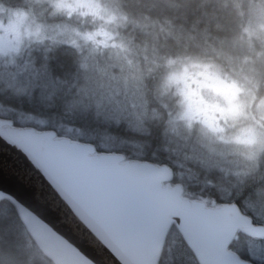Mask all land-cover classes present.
Wrapping results in <instances>:
<instances>
[{
	"label": "clouds",
	"instance_id": "clouds-1",
	"mask_svg": "<svg viewBox=\"0 0 264 264\" xmlns=\"http://www.w3.org/2000/svg\"><path fill=\"white\" fill-rule=\"evenodd\" d=\"M16 2L19 6L10 8L0 2L5 40L12 33L0 48V58L45 42L68 44L75 47L83 75L98 59L122 57L127 62L134 55L131 45L122 42L134 16L109 7L107 0H38L45 5L40 13L24 6L31 0ZM234 3L235 28L209 34L175 54H162V63L144 73L159 72L165 151L196 155L226 177L254 167L264 156V0ZM45 12L60 21L49 23L42 18Z\"/></svg>",
	"mask_w": 264,
	"mask_h": 264
},
{
	"label": "water",
	"instance_id": "water-1",
	"mask_svg": "<svg viewBox=\"0 0 264 264\" xmlns=\"http://www.w3.org/2000/svg\"><path fill=\"white\" fill-rule=\"evenodd\" d=\"M75 153L103 156L125 166L133 178L143 170L158 173L161 183L178 192L179 199L165 204L145 230L132 236L123 235L102 211L106 202L102 190L85 194L79 187L69 186L68 161ZM125 159L119 153L99 154L92 143L58 137L54 130L18 127L12 120L0 118V202L8 200L15 206L38 248L54 264H160L173 227L199 264H253L229 249L228 244L238 232L264 240V226L255 224L236 203L209 207L204 201L184 198L183 186L169 183L173 179L170 166ZM48 183L107 246L111 259L107 253L97 255L85 247L78 235L65 226L67 208ZM57 205L63 209L59 219L55 212ZM186 207L205 211L191 216L181 211Z\"/></svg>",
	"mask_w": 264,
	"mask_h": 264
},
{
	"label": "trees",
	"instance_id": "trees-1",
	"mask_svg": "<svg viewBox=\"0 0 264 264\" xmlns=\"http://www.w3.org/2000/svg\"><path fill=\"white\" fill-rule=\"evenodd\" d=\"M14 1L0 0L10 7L19 6ZM113 2L115 10H129L134 16L133 22L123 30L122 42L129 43L134 50H138L139 45L148 43L150 48L159 49L161 63L162 54L165 56L175 54L185 45L192 46L196 42H203L209 34L218 35L227 27H236L234 0H113ZM154 37H157V41L153 40ZM45 45L44 50L43 44L34 46L36 49L32 51L38 55V62L32 63L33 56H31V63L33 67L44 70V75L53 84L52 94L42 95L39 99L41 104L19 106L23 100L17 101L14 97L5 101L10 94L2 93L0 97L5 98H0V104L5 103L8 106L3 109L0 107V118L12 120L18 127L32 126L39 131L54 130L58 137L93 143L97 149L103 150L99 153L118 152L129 155L130 152L124 148L108 150L104 146V137L111 139L114 136L110 133L112 132L109 128L111 124L102 121L103 117L98 114L96 105L98 78L103 77V74L91 67L89 73L82 75L77 66L74 46L49 43ZM158 75V71H153L145 76L149 90L143 97L146 99L148 110L146 124L151 131L154 129L156 134L150 135L153 143L144 156L132 154L131 157L170 166L174 171L173 183H181L184 186L185 196L205 201L209 206H212V202H216V206L223 203H237L244 214H249L254 222L258 223L245 206L247 189L236 190L235 194L225 199L215 194L217 189L206 179L208 177L205 175L204 168L184 161V166H180V163L172 156L167 157L161 151L159 155L153 149L157 148L158 139L155 125L159 122L158 118L163 111L158 103L159 94L154 92ZM7 76L9 80L13 77L12 74ZM2 87L0 83V88ZM146 137L134 138L143 142ZM16 211L10 201L0 202V252H3L5 257L0 258V263L54 264L37 248ZM176 229L173 227L167 236L160 264H199ZM233 252L236 251L233 250ZM240 255L243 259L251 260L242 249ZM251 261L260 264L254 260Z\"/></svg>",
	"mask_w": 264,
	"mask_h": 264
},
{
	"label": "rangeland",
	"instance_id": "rangeland-1",
	"mask_svg": "<svg viewBox=\"0 0 264 264\" xmlns=\"http://www.w3.org/2000/svg\"><path fill=\"white\" fill-rule=\"evenodd\" d=\"M107 3L109 7L114 9L113 0H108ZM27 6L31 7L36 13H40L45 7L38 0H31V3L27 4ZM42 18L53 24L58 23L61 19L48 18L46 12ZM3 24L4 21L0 19V31L3 29ZM11 28L12 25L9 24V29ZM3 36H1L0 32V48H4L7 42L11 41L12 33L9 31L7 40ZM153 40L157 41V37H154ZM46 43L48 42L43 44V50L46 49ZM34 46L25 48L18 55L0 58V65L16 67L14 72L0 73V83H4V86L0 88V94H10L5 101L15 97L17 101L23 100L19 103V106H35L38 103L41 104L39 99L42 95L45 93L52 94L53 87L51 86L53 84L44 75V70L32 65V63L37 64L36 62H38V55H35L32 51L36 49ZM139 46L138 50H134V55H132L130 61L125 62L122 57H117L115 60L101 58L92 67L103 74V77L98 78L97 83L96 105L98 114L103 117L101 118L102 121L111 124L109 128L112 129V132L110 133L114 136L111 139L110 137H104L105 148L108 150L127 148L134 150L136 156H144V151L149 150L150 148L148 147L153 143V138H151L146 122L143 120V118H148L146 99L143 97L149 90L144 73L154 68L155 62L160 61V51L154 47L150 48L148 43ZM31 56H33V62L31 61ZM9 74L13 76L11 80L7 76ZM154 92L158 94L156 86L154 87ZM7 106L5 103L0 104L2 109ZM125 124L136 126L144 132L143 136L147 137L143 142L140 139L133 141V139L137 138H134L131 134L129 135ZM109 128H107L108 131ZM187 151L185 149V152ZM177 155L173 158L180 163V166H184V162L189 164L193 162L196 165H201L205 169V175L209 180L215 181V186L218 187L220 196L225 199L235 194L236 190L245 191L247 189L246 200L244 199L245 206L251 211L252 216L257 219L256 221L264 226V156L258 159L254 167L237 171L235 174L230 171L226 177L224 172L218 167L208 168L210 170L208 171L207 167L200 162L196 155L191 157ZM194 172L197 173L196 170ZM215 172L220 174L214 178ZM247 242L249 259L264 264V258L259 254V250L264 247V240L249 239ZM253 251L256 252L255 255H253ZM0 258H5L3 252H0Z\"/></svg>",
	"mask_w": 264,
	"mask_h": 264
},
{
	"label": "snow or ice",
	"instance_id": "snow-or-ice-1",
	"mask_svg": "<svg viewBox=\"0 0 264 264\" xmlns=\"http://www.w3.org/2000/svg\"><path fill=\"white\" fill-rule=\"evenodd\" d=\"M97 151L103 150L97 149ZM161 179L158 173L148 170L140 171L133 178L128 174L125 166L118 165L96 153H75L68 161L69 186L79 187L85 194L97 189L102 190L106 194L102 211L121 234L128 236L145 230L155 214L163 210L165 204L179 199V193L165 187ZM48 187L67 208V214L64 215L65 226L78 235L85 247L97 255L103 256L107 253L108 258L111 259L109 249L96 238L89 225L73 212L68 202L60 196L51 183H48ZM181 211L195 216L205 210L186 207ZM55 212L59 219L63 209L57 205ZM247 239L246 233L238 232L236 238L229 242L228 248L235 250L237 255L241 254V249L247 253ZM255 254L256 252L253 251V255ZM259 254L264 258V247L259 250Z\"/></svg>",
	"mask_w": 264,
	"mask_h": 264
},
{
	"label": "flooded vegetation",
	"instance_id": "flooded-vegetation-1",
	"mask_svg": "<svg viewBox=\"0 0 264 264\" xmlns=\"http://www.w3.org/2000/svg\"><path fill=\"white\" fill-rule=\"evenodd\" d=\"M4 3V2H3ZM5 4V6L6 7H9L10 8V6H8L6 3H4ZM0 15H3L2 13H0ZM1 36H3V29H1ZM4 37V36H3ZM5 38V37H4ZM8 38V37H7ZM5 56H7V55H5ZM6 60H7V58H6ZM16 69V67L15 66H13V67H11V66H3V65H0V73H3V74H5V73H7V72H14V70ZM1 84H2V86H4V83L3 82H1ZM1 99H4L5 97H0ZM146 118H143V120H145ZM159 122H157V124L155 125L156 127H157V135H158V139H157V148H153L154 150H156L158 153H159V151H161V153L162 154H164L165 156H169V157H174L175 155H176V153H173L171 150H169V151H165V149H164V147H163V143H164V141L162 140V136H161V133L164 131V125H163V121L160 119V116H159ZM145 122H146V120H145ZM125 125H127V131L129 132V135L131 134V136H134V137H139V136H143L144 135V132H142V130L141 129H139V128H137L136 126H130V125H128V124H125ZM125 125H124V127H125ZM123 127V128H124ZM146 127H147V129H148V132H150V134H153V133H155L154 132V129H152V131H151V129L147 126V124H146ZM156 134V133H155ZM139 139H133V141H138ZM129 150H131V149H129ZM131 151H133V152H135L134 150H131ZM147 151H144V153H146ZM149 152V151H148ZM159 155H160V153H159ZM158 155V156H159ZM178 156V155H177ZM192 164H195V163H193V162H191ZM198 167H201V165H197ZM207 170L208 171H210L208 168H207ZM220 173H218V172H215L214 173V178L215 177H218V175H219ZM214 178H212V179H214ZM206 179H208V178H206ZM209 180V179H208ZM210 181V183H212L211 185H213L216 189H217V192H215V194L216 195H220V193H219V191H218V187L217 186H215V181H213V180H209ZM212 204V206L211 207H215L216 206V202H212L211 203ZM228 204V203H227ZM239 206V205H238ZM240 207V206H239ZM240 209H241V207H240ZM242 210V209H241ZM243 211V210H242Z\"/></svg>",
	"mask_w": 264,
	"mask_h": 264
}]
</instances>
